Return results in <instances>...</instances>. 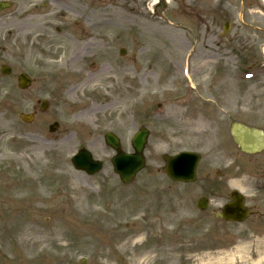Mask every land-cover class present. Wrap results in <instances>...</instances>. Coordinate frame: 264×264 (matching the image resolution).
<instances>
[{"label": "rangeland", "instance_id": "rangeland-1", "mask_svg": "<svg viewBox=\"0 0 264 264\" xmlns=\"http://www.w3.org/2000/svg\"><path fill=\"white\" fill-rule=\"evenodd\" d=\"M157 1L56 0V11L76 12L73 22L88 31L98 53L78 49L87 47L86 39L77 44L72 34L44 29L50 23L66 27L57 15L41 23L35 44L46 35L47 43L56 42L45 44L49 51L62 46L60 58L80 66L83 78H95L78 91L60 84L55 65H39L35 48L27 64L38 71L27 72L37 78L29 89L18 87V68L0 78V264H105L106 256L112 257L109 264H128L130 255L115 242V236L128 235L150 251V264H200L207 252L236 253L239 247L244 254L250 241L264 237V178L257 177L264 173V151L240 154L228 133L233 120L264 129V0ZM205 60L212 62L201 70ZM189 64L199 89L192 93L183 76ZM103 67L112 82L96 80ZM215 95L227 97L229 113L187 130L180 103L193 106ZM42 100L49 101L45 111ZM22 112L35 113L34 120L25 123ZM54 121L60 127L50 132ZM142 125L153 132L147 165L125 185L113 170L114 151L104 134L115 132L124 150L132 151L131 139ZM220 136L231 141L225 151L242 161H220L214 149ZM81 145L104 160L99 174L73 167L71 157ZM184 149L204 156L196 181L188 184L163 172V153ZM235 188L254 206L245 222L225 223L196 208L206 195L217 211ZM189 248L197 249L198 258Z\"/></svg>", "mask_w": 264, "mask_h": 264}, {"label": "water", "instance_id": "water-1", "mask_svg": "<svg viewBox=\"0 0 264 264\" xmlns=\"http://www.w3.org/2000/svg\"><path fill=\"white\" fill-rule=\"evenodd\" d=\"M20 78V85L22 87H25L29 84L28 78L25 75L21 76ZM22 118L24 120H31L32 116L22 115ZM57 126L58 124H55L51 127V129L54 130ZM232 133L234 140L242 150L247 152H255L261 150L264 147V133L259 129L248 127L241 123H235L232 126ZM107 140L118 151V155L113 159L116 171L121 174L125 181H130L135 173L144 166L142 152L146 140V131L142 130L135 136L133 145L136 149V153L132 155H126L123 153L118 139L113 135L108 134ZM167 162V172L173 178L183 180L195 178V171L198 161H195L194 157L190 154H181L177 157H173V159H170V161ZM73 163L77 168L84 169L89 173H94L101 167V165H99L100 162L94 161L91 154L84 148H82L79 153L74 156ZM237 204L239 205L240 202ZM226 217L229 219H241L244 217V215L236 214L232 212V209H227Z\"/></svg>", "mask_w": 264, "mask_h": 264}, {"label": "flooded vegetation", "instance_id": "flooded-vegetation-1", "mask_svg": "<svg viewBox=\"0 0 264 264\" xmlns=\"http://www.w3.org/2000/svg\"><path fill=\"white\" fill-rule=\"evenodd\" d=\"M49 11L48 3L40 0H0V67L11 61L24 64L26 52L40 48L34 36L39 33L42 22L50 21ZM45 28H51V23ZM222 143L220 140L219 145Z\"/></svg>", "mask_w": 264, "mask_h": 264}, {"label": "bare ground", "instance_id": "bare-ground-1", "mask_svg": "<svg viewBox=\"0 0 264 264\" xmlns=\"http://www.w3.org/2000/svg\"><path fill=\"white\" fill-rule=\"evenodd\" d=\"M191 55L188 56V58ZM51 65H55L57 61L50 59L48 61ZM212 61L210 60H205L203 64L200 66V69L203 70L205 68H208L210 66ZM60 64H64V60L58 61ZM71 66L68 65V68ZM104 70V69H103ZM103 70L100 72L102 74ZM98 77H100V75ZM109 76L106 75V79H108ZM76 86V84L74 83ZM78 90V85L73 89V91ZM99 90V89H98ZM123 91V89H120ZM89 113V111H88ZM14 223V222H12ZM6 225V223L4 224ZM8 229H12V226H9ZM6 238H13L11 236L6 235ZM132 237L130 235L125 236V237H119L116 239L115 236V242L117 243V246L119 250L123 254H128L130 256H127L128 264H150L152 256L150 254V251L148 249H144L142 247L138 246V243L134 240L131 239ZM253 241H250L249 244L247 245V249L245 250V253L243 254V248H236V253L232 251H225V252H207L203 254L202 257H206L207 259L200 264H237L238 263V258L241 260V264H264V237L256 240L253 244ZM255 245V246H254ZM252 248V249H251ZM189 252L194 253V257L198 258L195 254L196 249L189 248ZM100 253L103 255V250L100 249ZM106 253V252H105ZM239 254V256H236V254ZM215 255V256H213ZM255 256H258L256 258H253ZM193 256H191L192 258ZM202 257H199V259H202ZM256 259V260H253ZM109 260H112L111 256H106L105 264H109ZM111 264V263H110Z\"/></svg>", "mask_w": 264, "mask_h": 264}]
</instances>
